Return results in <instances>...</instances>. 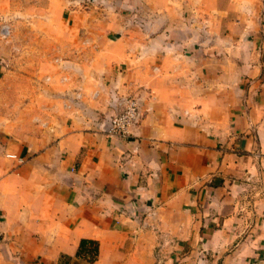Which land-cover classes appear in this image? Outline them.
Instances as JSON below:
<instances>
[{
    "label": "crops",
    "instance_id": "obj_1",
    "mask_svg": "<svg viewBox=\"0 0 264 264\" xmlns=\"http://www.w3.org/2000/svg\"><path fill=\"white\" fill-rule=\"evenodd\" d=\"M113 3L0 102V264H264V0Z\"/></svg>",
    "mask_w": 264,
    "mask_h": 264
},
{
    "label": "rangeland",
    "instance_id": "obj_2",
    "mask_svg": "<svg viewBox=\"0 0 264 264\" xmlns=\"http://www.w3.org/2000/svg\"><path fill=\"white\" fill-rule=\"evenodd\" d=\"M110 2L114 0H0V102H27L33 85L39 103L50 101L53 92L61 93L69 79L55 77L56 68L43 55L54 41L68 36L64 26L95 21ZM34 68L36 73L30 74Z\"/></svg>",
    "mask_w": 264,
    "mask_h": 264
},
{
    "label": "built area",
    "instance_id": "obj_3",
    "mask_svg": "<svg viewBox=\"0 0 264 264\" xmlns=\"http://www.w3.org/2000/svg\"><path fill=\"white\" fill-rule=\"evenodd\" d=\"M139 101L135 97L126 98L122 108L111 115L104 130L108 134L125 137L129 134L130 127L136 123L140 116Z\"/></svg>",
    "mask_w": 264,
    "mask_h": 264
},
{
    "label": "trees",
    "instance_id": "obj_4",
    "mask_svg": "<svg viewBox=\"0 0 264 264\" xmlns=\"http://www.w3.org/2000/svg\"><path fill=\"white\" fill-rule=\"evenodd\" d=\"M86 242H87L86 240H81L80 247L83 246Z\"/></svg>",
    "mask_w": 264,
    "mask_h": 264
}]
</instances>
